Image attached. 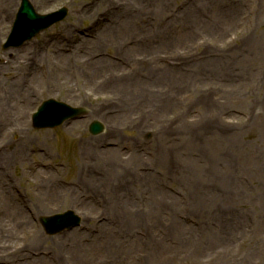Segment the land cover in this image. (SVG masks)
Listing matches in <instances>:
<instances>
[{
	"label": "rangeland",
	"instance_id": "374dc122",
	"mask_svg": "<svg viewBox=\"0 0 264 264\" xmlns=\"http://www.w3.org/2000/svg\"><path fill=\"white\" fill-rule=\"evenodd\" d=\"M15 1L14 18L0 25V67L21 85L0 90L8 130L0 153L31 140L29 156L0 162V185L12 193L0 199V264H264V0H30L41 15L65 9V19L5 48ZM112 27L121 40L97 42ZM53 40L59 54L73 55L68 65ZM20 56L34 65H16ZM101 57L125 73L100 71ZM155 65L188 70L170 81ZM48 99L85 118L35 129L33 114ZM94 121L104 126L96 136ZM82 168L103 179L100 188L86 186ZM15 205L26 220L11 213ZM67 211L81 226L47 234L41 218ZM238 214L244 233L227 232Z\"/></svg>",
	"mask_w": 264,
	"mask_h": 264
},
{
	"label": "bare ground",
	"instance_id": "6f19581e",
	"mask_svg": "<svg viewBox=\"0 0 264 264\" xmlns=\"http://www.w3.org/2000/svg\"><path fill=\"white\" fill-rule=\"evenodd\" d=\"M44 2H45V0H37V4L39 6L44 5ZM0 3H2L1 6H0V25H2V24L5 23V21H8V20L14 18L16 9L18 7V4H15L16 3L15 0H0ZM238 11H239V9H236L235 8L234 13H236ZM115 30H116V37H113V35L115 33ZM119 33H120V30L119 29H115V27L114 28L112 27L111 29L107 30L106 33L100 34L97 37V42L105 41V42H108L110 44H114L113 42H115L116 40H117V42H119L121 40V37L119 36ZM60 43L61 42H59L57 44L56 43V40H53V46H54V49H55V53L59 55L60 61L63 63V66H65V65H68L71 62L73 55H71V54H59V53H61L60 50H59V48L61 49L63 47V45H60ZM80 43L81 44H85V45H90V43L87 42L86 40H85V43H84V40H80ZM132 49H130L129 50V53H127L131 57L137 55L136 54V50H134V49L132 50ZM78 51L81 52V50H78ZM75 52H77V50ZM74 54L77 57H79V59H80L81 62L86 57L85 55H80V54H77V53H74ZM32 61H34V60L33 59H26L25 60L24 57L21 58V56H20L19 59H18V62L19 63L16 62L15 64L18 65V64H22L23 63L24 64L23 66H26L25 68H28L29 69V67H31L32 65H34L32 63ZM95 63L100 66L99 67V70L100 71H103V70L107 69V72H110L111 73V70H110L109 65H112V66H115V67L121 69L125 73V68H122L117 62L112 61V60H110L108 58L106 59L104 57H101L100 59L96 60ZM155 66L162 73H165L167 75V78L168 79L170 78L169 79L170 81L171 80H176V78H177L178 75H182V74H177L179 71H185V70L187 71L188 70L187 65H183L180 68H173V69L170 66H167V67L166 66H160V65L159 66L158 65H155ZM207 68L209 70H212V68L210 66H208ZM31 70H32V72H34L33 69H31ZM8 72H9V69L8 68L0 67V90L2 89V87H8L9 93L10 92L11 93H13V92L16 93L18 91V87L21 85L20 84V81H12L11 80L12 82H10V79H9L10 76L8 77V74L6 75V73H8ZM22 73L23 74H26V72H22ZM34 74H35V72L33 73V75ZM22 80H23V76H22ZM122 92H124V94L122 96H125V97H127L129 99H132V97H133V90L132 89H130V90L127 91V87H124L123 90H122ZM134 94L137 97H140V96H144V95L148 94V92H147V90H143L141 92H136V93L134 92ZM18 95L19 94H14V96H18ZM31 102H34V100L31 101ZM5 127L6 126H3V127L0 126V137H2L3 134L7 133L8 130ZM20 129H22V127ZM12 130H14V129H12ZM30 140L31 139L28 138V140L26 139V141H23L22 144H19L15 148V150L13 151L12 155H9L7 152H1L0 153V162L2 164H5V163L12 164L20 156L22 158L25 157V156L26 157L29 156L26 151L28 150L27 146H28ZM110 154L112 156L114 155L113 154V150L111 151ZM105 164L108 167V170H107L108 173H110L111 171H110L109 167H114L115 163H105ZM115 169H116V173H118L117 175H120L121 174L120 173V169L119 168H115ZM41 172L44 175L51 176V177L53 176V174L50 173V172H45V171H41ZM81 173H82L83 178L85 179V183H86V186L88 188H100L99 185L102 183L103 179L95 178L92 175H89L87 173V171L84 170L83 168H82V172ZM229 183L231 184V182H229ZM52 187H56L57 188V185L53 184ZM0 189H1L0 190V199L3 202H4V197L2 195L3 194V191L8 193L7 196H9V194L12 196V193L10 191H6L4 189V186L3 185H0ZM63 189H64V191H67L69 194L72 195L71 198H75V200H78L77 203L80 201V198H79L80 196L78 195L80 193H78L76 190H74V188H72V187L71 188L63 187ZM228 189H229V192H231L232 189H233V187H231V186L228 185ZM162 194L164 196H167L166 193H163L162 192ZM82 195L84 196V194H82ZM111 204L113 206H115V207H118V208H121L122 207L121 203L118 202V201H112L111 200ZM10 209H11V211L13 209V211L11 213L16 214L18 217L22 218L23 220H26V217H25L26 216V213L23 210H21L17 205H15L14 207L10 206ZM86 210H88V208H86ZM238 219H239V221L241 220L239 214H238V216H233L232 221L230 222V225L229 224H226L225 227H226L227 232H234L235 231V233L237 234V232H239L241 230L244 233V229L240 227V222H237ZM155 225H158V223L155 222ZM173 227L176 228L177 226H173ZM190 230L191 231H196V228L195 227L194 228L192 227ZM108 231H111V229H108ZM75 235L76 236H79L77 233H75ZM180 238L182 239V237H180ZM57 253L61 256V258L66 255L65 249H63L62 247L57 248ZM25 264H48V262H47V259L39 258V259H33L31 261H28Z\"/></svg>",
	"mask_w": 264,
	"mask_h": 264
},
{
	"label": "water",
	"instance_id": "95a60500",
	"mask_svg": "<svg viewBox=\"0 0 264 264\" xmlns=\"http://www.w3.org/2000/svg\"><path fill=\"white\" fill-rule=\"evenodd\" d=\"M61 16H55L56 18L49 21L50 23L42 24L41 21L44 20L45 17L37 16L29 0H23L22 7L17 17V22L15 23L13 35L15 36L19 29L27 26L29 28L28 30L31 32L30 36H28L30 38L36 35L40 30L47 28L54 22L58 21ZM37 23H39L40 25H38ZM28 34L29 33L27 32V35ZM14 36L11 37L10 42L13 41L12 38H14ZM78 113H80L79 110L71 108L64 103H59L55 100H49L44 103L39 113L34 116V124L35 127L39 129L54 128L61 125L64 121L73 118ZM90 131L93 134H99L103 131V127L99 123H94L91 126ZM78 220V217L70 211L62 215L45 218L43 219V224L50 234H56L64 229L71 227L72 225L77 223Z\"/></svg>",
	"mask_w": 264,
	"mask_h": 264
}]
</instances>
